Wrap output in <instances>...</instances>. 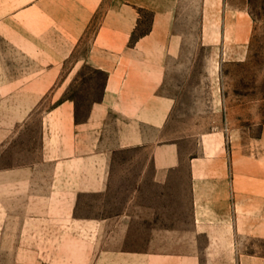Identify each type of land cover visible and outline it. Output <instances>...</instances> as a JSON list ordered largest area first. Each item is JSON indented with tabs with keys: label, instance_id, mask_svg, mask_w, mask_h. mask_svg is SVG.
<instances>
[{
	"label": "crops",
	"instance_id": "0c3cea01",
	"mask_svg": "<svg viewBox=\"0 0 264 264\" xmlns=\"http://www.w3.org/2000/svg\"><path fill=\"white\" fill-rule=\"evenodd\" d=\"M187 2L0 0L2 230L80 229L82 264H264V127L232 132L218 76L253 19L202 0L223 28L186 32Z\"/></svg>",
	"mask_w": 264,
	"mask_h": 264
},
{
	"label": "rangeland",
	"instance_id": "374dc122",
	"mask_svg": "<svg viewBox=\"0 0 264 264\" xmlns=\"http://www.w3.org/2000/svg\"><path fill=\"white\" fill-rule=\"evenodd\" d=\"M194 1L195 3H192V0H188L183 8L182 25L186 32L201 31L209 26L218 32L222 30L225 6H207L201 3L202 0ZM230 1L231 7L248 9L254 29L245 47L239 48L234 46V42H228L230 52L226 57L227 63L222 65L220 71L218 69L225 95L224 123L228 124L233 133L245 137L246 141H254L259 139L264 127V0H246V5L240 4L242 0ZM208 13L213 16L214 21H208ZM146 16L149 20V15ZM198 39L196 35L188 36L186 42L196 46ZM82 49L83 52L78 54V58L84 57V45ZM198 52L203 67V62L207 59V49L202 47ZM78 82L72 87L71 94L78 99L79 104L84 105V101H81L86 89L84 71ZM48 106L50 102L46 103V107ZM26 142L32 143V133L26 135ZM13 156L14 154L10 153V162ZM80 203L84 205V200ZM87 204L90 205L91 202ZM9 217L8 227L3 230L0 228V264H82L80 229H18L19 216L14 213L9 214ZM2 218L6 219L7 216L3 214L2 217L0 212V225ZM19 237L20 243L17 244Z\"/></svg>",
	"mask_w": 264,
	"mask_h": 264
}]
</instances>
